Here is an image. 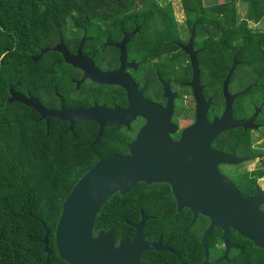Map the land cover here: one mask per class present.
I'll return each mask as SVG.
<instances>
[{
  "label": "flooded vegetation",
  "instance_id": "obj_1",
  "mask_svg": "<svg viewBox=\"0 0 264 264\" xmlns=\"http://www.w3.org/2000/svg\"><path fill=\"white\" fill-rule=\"evenodd\" d=\"M167 2L173 24H60L47 48L66 52L31 55L41 79L16 91L114 111L96 142L103 115L76 122L93 154L138 152L166 179L111 196L125 200L110 218L130 227L116 241L143 220L157 244L141 264H264V0Z\"/></svg>",
  "mask_w": 264,
  "mask_h": 264
},
{
  "label": "trees",
  "instance_id": "obj_2",
  "mask_svg": "<svg viewBox=\"0 0 264 264\" xmlns=\"http://www.w3.org/2000/svg\"><path fill=\"white\" fill-rule=\"evenodd\" d=\"M152 19L173 24L169 2L0 0V264H45L42 222L50 231L48 264L64 262L54 241L62 204L98 160L88 145L86 123L68 130L56 118L37 120L30 106L7 102L9 88L25 91L41 79L30 56L51 45L60 24H149ZM124 200L113 196L106 202L94 234L116 228L118 236L125 235L128 224L110 218L113 205Z\"/></svg>",
  "mask_w": 264,
  "mask_h": 264
},
{
  "label": "water",
  "instance_id": "obj_3",
  "mask_svg": "<svg viewBox=\"0 0 264 264\" xmlns=\"http://www.w3.org/2000/svg\"><path fill=\"white\" fill-rule=\"evenodd\" d=\"M61 50L60 45L43 48L33 57L36 60L43 53ZM67 61H72L66 58ZM7 102H21L31 106L45 120L49 117L67 119L66 129L71 130L72 125L78 121H89L102 114L98 134L94 142L101 135L103 126L112 125L114 122L105 120L114 113L95 106L89 108H61L53 111L44 109L36 98L27 97L22 93L9 88ZM190 131L185 130L183 137L186 139ZM140 139V133L138 135ZM143 155L133 152L131 155L112 154L100 158L72 187L62 204L61 214L58 219L54 241L57 253L64 261L61 264H141V254L150 248H157V244L146 243L142 229L144 221L141 220L133 227L136 234L132 240L120 238L116 241V229H100L94 234L96 217L106 201L116 192L126 194L138 182H159L166 179L160 178L159 173L146 169L142 161ZM227 223L237 226V222L228 219ZM43 243L46 253L45 264H48L50 250L48 248L49 229L45 222Z\"/></svg>",
  "mask_w": 264,
  "mask_h": 264
},
{
  "label": "rangeland",
  "instance_id": "obj_4",
  "mask_svg": "<svg viewBox=\"0 0 264 264\" xmlns=\"http://www.w3.org/2000/svg\"><path fill=\"white\" fill-rule=\"evenodd\" d=\"M158 4H160V3H163L164 1H162V0H155ZM81 12H83L84 10H80ZM87 16L89 17V18H91L92 16H93V14L92 13H88L87 14Z\"/></svg>",
  "mask_w": 264,
  "mask_h": 264
}]
</instances>
